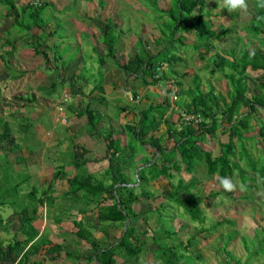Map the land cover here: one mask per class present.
<instances>
[{
    "label": "trees",
    "instance_id": "obj_1",
    "mask_svg": "<svg viewBox=\"0 0 264 264\" xmlns=\"http://www.w3.org/2000/svg\"><path fill=\"white\" fill-rule=\"evenodd\" d=\"M147 1L149 2V0ZM250 1L253 4L255 16L246 23L243 29L247 35L246 37L256 39L259 46L253 47L250 52L245 49L243 39L237 36L235 40L240 43L239 51L232 50L228 52L233 58L232 60L226 59L220 53H212L215 49V42L232 31L220 25L217 26L218 30L214 29L216 24L209 20L211 11L205 10V0H172L167 10H156L152 7V10L157 12L159 19H165L159 30L160 37L155 42L161 45L160 49L154 53H149L146 49L139 48V51L128 58L123 65L115 61V39L111 38L112 36L108 40L106 38L111 34L107 33L101 38L107 47L104 58L98 59V62L107 64L106 59H112L111 64L122 71L125 78L133 77L134 80L140 82L138 86L131 85L129 94L131 99L134 100L138 97L137 87L139 86L159 87L165 81L169 86L167 85L164 88L166 95L160 103L148 105L142 110H137L136 106H132L137 119L135 123L130 121L123 126L127 138L124 148L120 145L121 138L116 137L110 130L107 132L98 130L97 125L103 118L101 114L96 115L94 113L95 109L91 108L93 107L91 102H88L83 109L80 108L76 111L78 117H86L88 133L92 136L102 137V140H104L105 164L101 178L91 174L87 175L86 180H78L76 176H70V174L66 176V165H60L59 162L62 161L58 162V160L62 158L63 163L67 162L66 164L69 163L73 167H79L81 164L78 161L80 160V163L84 161L83 156L88 153L84 147L79 145L76 147L82 150L81 154H83L80 155L79 160L73 152L63 154L67 151H62L53 160L57 165L54 166L52 183L56 179L66 178L69 184V189L66 193H63V196L78 194L82 201L99 205L98 198L102 196L100 194H106L104 196L105 204L99 207L97 211L98 222L108 225L112 229L121 230L118 238H112L111 241L108 239L102 244L92 237V231L94 230L92 226L86 227L81 222L74 221L73 224L77 228L76 237L90 244L93 250L90 259L91 261L95 260L96 264H131L137 256L146 253L152 255L155 264H194L196 259H200V256L196 248L190 251L189 247L198 235L195 233L190 239L188 238L187 244L180 240L178 232L173 231L169 223L171 219L168 215H170L169 211L172 207L175 211L180 209L183 214L181 217L195 224V229L199 230L200 233L210 234L217 231L224 224L234 225L233 221L224 219L214 221L209 228L205 227L206 216L200 207L202 200L199 198L198 193L194 191L195 186L200 185V181L183 180L182 170L190 175L197 171L194 168L201 167V169H205L209 178L215 177L218 180L226 177L231 178L233 181L236 176L239 183L243 184L246 189L252 188L251 183H255L254 175H256L260 187L264 191V160L259 158V162L255 161L256 154H254L253 143L256 139L264 144V8L257 7V0ZM98 2L100 5L102 4V0H98ZM0 7L5 11L2 14L3 17L14 16L12 30L6 32L4 36L0 35V45L1 43L2 45L6 44L4 47H8L12 51L9 53L11 56L18 51L17 46L24 45L32 48L34 54L41 57V66L48 67L46 75L54 73L59 80L54 85L51 84L49 88H46L50 92V98H53L58 83L62 85L66 83L73 84V80H64L61 70L56 64L61 63V66L64 67L73 59L74 55H71L69 61L66 60L65 63L63 54L54 53L55 55L53 54L52 59H50V56L45 52L46 46L54 52L56 45L52 42L49 43L48 40L56 34L57 29L55 26L53 30L45 33L49 19L42 18V14L46 9L55 7L46 2L41 3L38 1L17 6L15 0H0ZM229 17L234 19L237 17V13L231 12ZM34 29H41L43 41L41 37H37L32 33ZM12 31H14V35H12ZM10 33L11 35H9ZM26 38L27 41L25 42ZM186 39L191 41L184 43ZM177 45L185 47L183 54L188 49L191 57L198 54L201 59L213 64V67L217 70H210V63L205 64L203 69L211 75L218 71L224 76L228 83L226 96L216 92L213 88L204 91L198 75L193 76L192 87L187 89H184L182 83L178 80L169 82V78L177 74L173 70L175 65L183 61L181 56L173 53ZM199 50H202V52H199ZM237 53L238 55H236ZM206 56L208 58H205ZM163 65L170 66V68L165 71ZM9 69L12 68L9 66ZM8 73L11 75V80L15 82L25 74V72H17V70ZM98 73L102 76V72ZM252 73H256L257 76L253 77ZM250 78L255 82L258 93L248 96L246 92L247 79ZM94 88L98 90V95H96L97 97L92 96L93 102H97L99 99L105 103L106 98L103 95L101 81H99V84L96 83ZM174 88H176L175 100L171 95ZM40 90L45 89L40 88ZM2 91L3 89L0 86V97ZM22 92L17 90L12 94L15 100L23 97L24 100L20 101L23 102V105L26 102H32L37 97L36 92L32 91L31 93L30 90H24V93H31L30 95L34 98L21 96ZM63 96L68 97L67 94L66 96L63 94ZM66 99L63 101L65 106L71 104L74 100V98H71V100ZM123 109L119 108L117 113L119 114ZM169 110H171L170 113L177 115V121L179 122L177 125H167V142H173L170 147L164 146L166 140L163 142V137L157 134L161 124L170 116H167ZM180 113L192 116L193 119L199 118L200 121L197 124H194L193 121L185 123L180 117ZM255 129H257L255 136L246 137L248 133ZM27 131L29 130H25V132ZM219 131L222 136L227 135L228 138L225 142H218V153L213 154L211 150H205L201 144L206 142V135L214 136ZM10 132L8 125L3 123L0 132L1 149H4V144L7 141H13V138L10 139ZM28 134L32 135L33 131L30 130ZM25 138H22L23 141ZM74 141L71 140L70 143L74 145ZM60 144H62L60 141L56 142V150L60 148ZM19 149L20 145L14 144L10 150L16 152ZM25 150L28 153H33V147L31 146ZM138 153H142L143 156ZM3 160H6V162ZM3 160H0V208L12 205L19 209L22 205L16 201L17 197L15 195L18 194L21 184L13 182L20 177L19 172L14 171L13 166L6 158ZM17 163L22 165L24 158H19ZM85 163L86 161L83 162V165ZM160 178L168 181L169 194L163 195V201L158 203L154 209L144 212L137 211L134 208L136 204L143 203L142 201H155L156 191L152 190V183ZM175 179L176 183L174 182ZM53 186L50 183L47 190L39 192L36 188H33L34 190L32 189L33 191L28 193L27 198L36 201L30 202L31 214L28 209L21 210L19 217L23 218V221H21L23 224L27 223L31 226V223L36 219V207L43 203L46 195L51 197L54 193ZM36 190L40 194L39 198ZM246 196L248 199H253V194ZM214 197H216V193L212 192L210 198ZM51 202L53 201L51 200ZM83 212L79 211L77 213ZM152 220L155 221L154 229H151L149 224ZM184 228L188 229L189 227H181V229ZM235 235V231L228 233V240L223 246V250L230 257L226 264H249L251 258L264 254V236H262L256 244L243 241L244 249L248 252L247 261L242 262L240 259L233 257L225 249ZM31 240L29 238V241ZM148 243L150 244L148 245ZM155 243L157 249L151 247ZM17 245H9L10 250H14ZM248 245L251 246V249L247 247ZM22 258H27V252Z\"/></svg>",
    "mask_w": 264,
    "mask_h": 264
},
{
    "label": "rangeland",
    "instance_id": "obj_2",
    "mask_svg": "<svg viewBox=\"0 0 264 264\" xmlns=\"http://www.w3.org/2000/svg\"><path fill=\"white\" fill-rule=\"evenodd\" d=\"M37 1L41 3L45 2L42 0H15V3L17 6H22L26 3H34ZM171 1L172 0H149V2L147 0H102V4L100 5L98 0H46V3L55 8H48L42 14V18L49 19V23L45 28V33L53 30L55 26L57 31L56 34L48 40L49 43L52 42L56 45L54 52L53 50H49L46 45L45 52L50 56V59H52L54 53L56 54L58 52L63 54L65 63L66 60L69 61L71 55H74L73 59L64 67L61 66V63L56 64L61 70L64 80H73L74 83H66L63 85L58 83L53 98L39 91H35L37 97L34 98L30 95L31 93H24L25 85L20 83H14L12 85L10 80L11 84L8 92L3 91V95L0 97V132L2 124L6 123L11 130L10 139L13 138V141H7L4 144V149H1L2 147L0 148V160L6 158L10 165L13 166L14 171L19 172L20 177L13 181L22 185L19 187L21 192L15 195V197H17V202L22 205L19 210L28 209L30 213L32 209L30 202H35L36 200L28 199L27 195L30 191L34 190L33 188L41 192L42 190H47L51 183L54 185L53 188L57 196L69 189L66 178L56 179L53 183L51 181L52 177H54V166L57 165L53 160L56 159L62 151H67L65 153L63 152V154L73 152L77 160H79L80 155L82 156L83 154H81L82 150L78 149L76 146L79 145L84 147L88 152L84 155V160H86L87 163L82 167H73L69 163L66 164L67 160L65 161L66 163H63L62 158H59L60 160H58V162L62 161L59 162V164L66 165V176L70 174V176H76L78 180H86L89 174L98 178L102 177L104 173V164L100 162L104 159V140H102V137L96 135L92 136L88 133L89 130L87 129L86 117H78L76 115L77 110L80 108L83 109L88 102H91L93 106L91 108L95 109L94 113L96 115L101 114L103 118L97 125L98 130H105L106 132L110 130L116 137L121 138L120 145L125 147L127 138L123 126L130 121L135 123L137 119V115L133 112L132 106H136L137 110H142L148 107V105H156L164 100L166 95L164 88H166L167 85L169 86V84H166V81L162 82L159 87H137L138 97L133 100L129 95L131 85L138 86L140 82L134 80L133 77L129 79L125 78L122 71L111 64L110 61H112V59H106L107 64L104 62L99 63L98 59L102 58L105 54L107 46L101 38L107 33L111 34L106 37L107 40L110 36L115 39V61H118L121 65L125 64L128 58L138 52L139 48H144L149 53L158 51L161 45L155 42L156 39L160 37L159 30L165 19H159L157 17V12L153 11L152 7L156 8V10H167ZM248 4L249 9L247 16H242L235 12L237 13V17L232 19L229 17L231 12L223 8L222 0H205V10L211 11L209 20L216 24L214 29L218 30L217 26L220 25L232 31L221 40L215 42V49L212 53H220L226 59L232 60L233 58L228 52L232 50H236V52L239 51L240 43L235 40L237 36L243 39L245 49L250 52L253 47L259 46L256 43V39H248L246 37L247 35L243 29L246 23L255 16L253 4L250 0H248ZM57 8L59 10H57ZM3 13H5V11L0 10V24L3 23V25L6 24V26L4 27L2 25L0 29L9 30L14 23V16L10 15L5 18L2 16ZM32 33L37 37H41L43 41L44 38L42 37L43 33L41 29H34ZM14 34V31H12V35ZM9 35H11V33ZM26 41L27 38L25 42ZM190 41V39H186L184 43ZM184 50L185 47H181L180 45L175 46L173 50V53L177 56H181L183 61L175 65L173 70L177 73L174 74L176 78L171 76L169 82L171 83V81L178 80L182 83L183 88L187 89L192 87L193 76L198 75L204 91H207L208 88H213L216 92L226 96L228 83L224 76L218 71L215 72V74H209L208 71L203 69V66L210 62L201 59L198 54L191 57L188 49L186 53L183 54ZM199 52H202V50H199ZM236 55H238V53ZM208 56L205 58H208ZM17 57L18 59H13V70L8 69L11 71L7 72L13 73V71L19 68H36L38 62L42 61L41 57L36 56L33 49L28 46L21 47ZM5 67L6 64L3 65L4 69ZM163 68L166 71L170 66L167 67V65H163ZM211 69L217 70L213 67V64L210 65V70ZM98 72H102V76L99 75ZM48 76H50V78L52 77V80L54 79L52 73ZM48 76L45 75V77H47L46 80L49 82ZM255 76H257L256 73L253 74V77ZM36 77L37 80L44 78L42 72L36 75ZM55 78L58 81L56 75ZM47 81L42 88L47 85ZM99 81H101L103 95H105L106 98L105 103L99 99L97 102H93L92 100L94 96L97 97L96 95H98V90L94 87L96 83L99 84ZM44 89L46 90V88ZM17 90L23 91L21 96L24 95V97L34 98L33 101L26 102L23 105V102H20L22 99L24 100L23 97L15 100L12 92L14 93V91ZM246 92L248 96L258 93L256 84L251 78L249 80L247 79ZM63 94L65 96L66 94H70L67 98L70 100L74 98L73 102L65 106L62 101ZM58 98H61V100ZM47 99L56 101L54 104L52 102V106L49 107L51 101L48 102ZM119 108L124 109L118 114L117 111ZM170 114L168 113V115ZM111 118H113L115 122L109 123L108 120L110 121ZM169 118L171 121L166 118L167 121L165 119V122L161 124L159 132L157 133L159 136H164L163 142L164 140L167 141V125L179 124L178 121H173L176 118L175 114L169 116ZM25 130H31L33 134L30 135L28 134L29 131L25 132ZM256 132L257 129L248 133L246 137H253ZM206 136V142L201 145L205 150H211L213 154L218 153V142H225L228 138L227 135L222 136L220 131L216 132L214 136ZM22 138H25V140L23 141ZM71 140H75L73 142L74 145L70 143ZM57 141L62 143L58 150L55 149ZM168 143L170 146L173 145L172 141H168ZM253 143L255 149L254 154H256L254 158L255 161L259 162V158L264 160V144H261L260 140L256 139ZM14 144H19L20 149L16 150V152H11L10 149ZM29 146L33 147V153L26 152L25 149ZM138 154L143 156L142 153ZM22 157L24 158V163L21 165L17 163V160ZM3 161L6 162V160ZM83 162L84 161L80 164H83ZM194 170L197 171L190 175L182 170L181 175H183L182 178L185 181H189L190 179L194 182L200 181V185H196L194 191L198 193L199 198L202 200L200 207L205 212V227L209 228L210 224L214 221H222L224 219L233 221L234 225L224 224L213 233H200L199 230L195 229V224L181 217L183 214L180 209L175 211L174 207H172L169 211L170 215H168L171 219L169 222L171 229L178 232V237L185 244H187L186 241L188 238L190 239L192 235L197 233V238L189 247L190 251L196 248L200 256V259H196L194 264H226V261L229 260L230 257L223 250V246L228 240V233L232 231H235L236 235L234 239L228 243L225 250L242 262L247 261L248 252L244 249L243 241L256 244L262 236H264V191L260 187L257 176L254 175L256 181L255 183H251L252 188H245L243 191L239 190V185L241 184L235 176L233 182L237 185V189L233 192H225L220 186L219 180L215 177L209 178L205 169L196 167ZM174 182L176 183V179ZM152 190L156 191L155 201L144 202L141 200L143 203L140 202L138 205L136 204L134 206L137 211L144 212L150 209L152 210L158 203H161V201H163L162 196L170 192L168 181L160 178L158 181L152 183ZM39 192L37 193L38 198L40 197ZM212 192L216 193V197L210 198ZM249 194H253V199L246 198V195ZM100 196L101 197L98 198L99 205L82 201L79 199L78 194L71 196L66 200H68L67 205L70 206L69 208L72 210L67 212L64 211V209L58 210L57 207H54L53 212V208L49 207V198H44L43 202L45 203L40 204L41 206L38 207V212L39 215H42L41 218L50 224L54 218L58 217L59 211H61L59 213L62 214L66 213L67 215L63 217L64 223H62V226L63 229L72 228L68 231L72 233L73 231L77 232V228L72 224L74 214L79 211H90L87 213L88 215L85 216L80 213L76 214L77 222H81L86 227L92 226L94 228L92 237L95 239L98 238L96 240H99L103 244L108 239L111 241L112 238H118L121 234V230L112 229L108 225L98 222L97 211L99 207L105 204L104 196H106V194L104 195V193H102ZM59 198L63 200L65 197L61 195ZM67 205L63 207L67 208ZM3 218H6V214ZM149 224L151 229L155 228L154 220ZM182 226H188L189 228L181 229ZM55 227L61 228L57 225ZM149 244L150 243H148V245ZM151 247L157 249L156 243ZM247 247L251 249L250 245ZM131 264L155 263L153 262L152 255L146 253L137 256ZM249 264H264V254L251 258Z\"/></svg>",
    "mask_w": 264,
    "mask_h": 264
},
{
    "label": "crops",
    "instance_id": "obj_3",
    "mask_svg": "<svg viewBox=\"0 0 264 264\" xmlns=\"http://www.w3.org/2000/svg\"><path fill=\"white\" fill-rule=\"evenodd\" d=\"M42 1L46 2V0H42ZM0 10H2L1 7H0ZM2 25L3 23L0 24V26ZM3 26L5 27L6 24H4ZM0 30H1L0 35L4 36L6 32H10L12 29L9 28V30L8 29L6 30L0 29ZM4 46H6V44L2 45L1 43L0 45V86L3 89V91L4 92L8 91L11 82H12V85L14 83L16 84L20 83V84L25 85L26 86L25 90L27 91L30 90L31 93L32 91L33 92L39 91L40 93H44V95H47L48 97H50L49 96L50 92L48 90H43V91L40 90V88H42L47 81L46 80L47 77H45V75H46V71L48 67L47 68L42 67L41 66L42 61H39L38 65H36V68L32 67L30 69L29 68H26V69L19 68L18 70L16 69L17 72H25V74L20 80L16 82L12 81L11 75L7 71H9L8 70L9 66L10 68H12L13 62H14L13 59H18L17 54L19 53L20 48L23 46L21 45L17 46L18 51L13 53L12 56L9 54L12 51L8 47H4ZM4 64H6L5 69L3 68ZM41 72H42V75L44 76V78L41 79L42 81L39 79L37 80V77H36V75H38ZM49 74L51 73H48L47 76ZM53 76H54L53 80H52V77L50 78V76H48L49 82L47 81V85L44 88H49L51 84L54 85L56 82L59 81V80L58 81L56 80L54 73H53ZM69 95L70 94H68V96ZM58 99L61 100V98H58ZM47 101L50 102L51 100L47 99ZM55 101L56 100L51 101V105H49V107H51L52 102L54 104ZM169 111L168 113L170 114ZM168 113H167V116H168ZM173 114L174 113H171L170 116H172ZM168 120L171 121V119H169V116H168ZM173 121L177 122V115H176L175 120ZM108 122L113 123L115 122V120L111 118V120L110 121L108 120ZM161 137L164 138V136H161ZM164 143H165L164 146L170 147V144L167 141ZM122 147L124 148V146ZM83 159H84V156H83ZM79 161L78 163L80 164ZM86 163L84 165H86ZM100 163L105 164L104 159ZM80 166L82 167L83 164H81ZM19 192H21V189H19ZM61 195L62 197H65L63 196V193ZM59 196H57L56 191L54 190V193L51 195V197L49 195H46V197H44L45 199L49 198V204H50L49 207L53 208L52 209L53 212H54V207H57L58 210L64 209V211L66 212L69 210H72L68 208V205H67L68 200H66V199H69L71 196H67L63 200H60L61 198H59ZM80 198L81 197H79V199ZM51 200L53 202H51ZM44 203L45 202H43L42 204ZM63 204L67 205V208H64ZM39 206L41 205L39 204L36 207V214H35L36 219L31 223V226H29L27 223L23 224L21 222L23 221V218L19 217V215L21 214V210L17 209L16 207H13L12 205H6L0 208V217H1L0 218V264H96L95 260L91 261L90 259V254L93 252L90 244H88V242H86L85 240H80L79 238H77L75 235L76 232L74 231L72 233L68 232L72 228L63 229V226H62V223H64L63 217L66 216L67 214L64 212H63L64 214L59 213L61 212L59 211L58 217L54 218V220L51 221V224H50L49 222H46L45 220L41 218L42 215H39V212H38ZM89 212L90 211H86L80 214H83L85 216V215H88L87 213ZM5 214H6V218H3ZM76 214H74V220L72 221V224L74 223V221H77ZM53 225L55 226L57 225L61 228L60 229L56 228ZM101 237H102V234H101ZM29 238H31L32 240L29 241ZM27 240L28 242L26 243ZM14 244H18L17 247L14 250H10L9 245H14ZM26 252H27V258L21 259V257Z\"/></svg>",
    "mask_w": 264,
    "mask_h": 264
},
{
    "label": "clouds",
    "instance_id": "obj_4",
    "mask_svg": "<svg viewBox=\"0 0 264 264\" xmlns=\"http://www.w3.org/2000/svg\"><path fill=\"white\" fill-rule=\"evenodd\" d=\"M222 4L223 8L227 9L229 12H237L242 16L248 15V0H222ZM257 7L264 8V0H257ZM219 183L225 192H233L237 189V185L231 178H220ZM239 190H245L243 184L239 185Z\"/></svg>",
    "mask_w": 264,
    "mask_h": 264
},
{
    "label": "built area",
    "instance_id": "obj_5",
    "mask_svg": "<svg viewBox=\"0 0 264 264\" xmlns=\"http://www.w3.org/2000/svg\"><path fill=\"white\" fill-rule=\"evenodd\" d=\"M175 92H176V88H174V89L172 90V94H171L174 100L176 99ZM66 98H67V97H64L63 101H65ZM180 117L182 118L183 122H185V123H188V122L190 123V122L193 121L194 124H197V123H199V121H200L199 118H195V119H193L192 116L186 115V114H184V113H180Z\"/></svg>",
    "mask_w": 264,
    "mask_h": 264
}]
</instances>
